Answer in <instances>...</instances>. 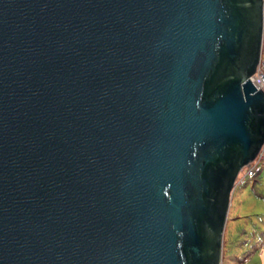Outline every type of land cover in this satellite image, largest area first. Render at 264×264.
<instances>
[{"label": "water", "instance_id": "95a60500", "mask_svg": "<svg viewBox=\"0 0 264 264\" xmlns=\"http://www.w3.org/2000/svg\"><path fill=\"white\" fill-rule=\"evenodd\" d=\"M263 44L264 0H0V264H223Z\"/></svg>", "mask_w": 264, "mask_h": 264}, {"label": "rangeland", "instance_id": "374dc122", "mask_svg": "<svg viewBox=\"0 0 264 264\" xmlns=\"http://www.w3.org/2000/svg\"><path fill=\"white\" fill-rule=\"evenodd\" d=\"M254 169L255 176L238 182L232 194L224 233L223 264H264V159ZM249 170L244 168L239 180Z\"/></svg>", "mask_w": 264, "mask_h": 264}, {"label": "built area", "instance_id": "2783aa9c", "mask_svg": "<svg viewBox=\"0 0 264 264\" xmlns=\"http://www.w3.org/2000/svg\"><path fill=\"white\" fill-rule=\"evenodd\" d=\"M250 80L252 81L254 86L259 91L264 88V64H262V62L259 65L257 72L250 78ZM263 159H264V149L258 155L256 160L248 166L250 168V170L248 171V173H246V176L242 180H239L242 172L240 173V175L237 179V183L238 182L242 183L245 180V178H247V177H253L255 175V169H254L255 166L258 165L260 163V161Z\"/></svg>", "mask_w": 264, "mask_h": 264}, {"label": "trees", "instance_id": "16d2710c", "mask_svg": "<svg viewBox=\"0 0 264 264\" xmlns=\"http://www.w3.org/2000/svg\"><path fill=\"white\" fill-rule=\"evenodd\" d=\"M254 176H255V175H254ZM254 176H253V177H254Z\"/></svg>", "mask_w": 264, "mask_h": 264}]
</instances>
